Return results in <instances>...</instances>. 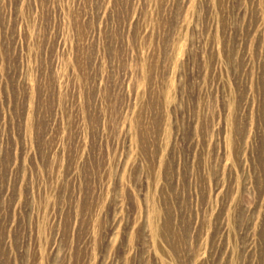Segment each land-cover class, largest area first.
<instances>
[{
  "label": "rangeland",
  "instance_id": "obj_1",
  "mask_svg": "<svg viewBox=\"0 0 264 264\" xmlns=\"http://www.w3.org/2000/svg\"><path fill=\"white\" fill-rule=\"evenodd\" d=\"M0 264H264V0H0Z\"/></svg>",
  "mask_w": 264,
  "mask_h": 264
}]
</instances>
